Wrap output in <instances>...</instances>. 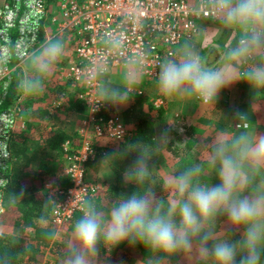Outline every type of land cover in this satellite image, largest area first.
<instances>
[{
  "label": "clouds",
  "instance_id": "obj_1",
  "mask_svg": "<svg viewBox=\"0 0 264 264\" xmlns=\"http://www.w3.org/2000/svg\"><path fill=\"white\" fill-rule=\"evenodd\" d=\"M204 2L225 27L239 30L240 40L227 50L226 66L219 68L205 66L192 45L162 59L154 82L157 93L167 99L215 105L224 89L240 82L253 91H264V0ZM122 45L123 38L114 42L116 47ZM45 48L49 63L41 67L43 74L61 58L64 42L56 38ZM249 60L254 62L248 64ZM7 62L8 57L0 54V71L6 70ZM43 87L40 79L21 80L17 85L22 94L32 95ZM115 151L102 157L103 166H111ZM208 163L216 169L218 182L201 181L199 164L188 167L166 185L175 193L167 204L153 203L135 192L106 210L87 200L73 221V243L61 264H98L101 249L110 253L125 243L154 255L192 256L198 264H264V134L250 125L230 142H216ZM146 170L138 156L132 174L142 178ZM221 217L225 223L218 226Z\"/></svg>",
  "mask_w": 264,
  "mask_h": 264
},
{
  "label": "built area",
  "instance_id": "obj_2",
  "mask_svg": "<svg viewBox=\"0 0 264 264\" xmlns=\"http://www.w3.org/2000/svg\"><path fill=\"white\" fill-rule=\"evenodd\" d=\"M50 15L60 18L58 25L56 17L50 18L59 35L67 33L74 38L72 56L60 66L59 75L71 89L83 88L79 100L87 108L76 131L77 147L69 142L62 146L69 189L63 191L52 183L44 186L52 206L50 223L60 229L98 194L85 175L86 164L94 159L92 140L123 143L132 133L110 102L96 96L99 76L110 68L133 65L145 80H156L161 60L172 56L180 43L195 33L198 21L215 19L217 12L204 0H2L0 54L6 55L8 62L3 66L6 70L0 71V216L12 171V137L26 126L19 114L22 98L16 103V97L9 100L10 89L14 74L24 73V66L48 42L40 43V39ZM122 38L123 45L114 46ZM161 105L160 100L154 102L156 108ZM60 106L59 101H53L50 113Z\"/></svg>",
  "mask_w": 264,
  "mask_h": 264
},
{
  "label": "rangeland",
  "instance_id": "obj_3",
  "mask_svg": "<svg viewBox=\"0 0 264 264\" xmlns=\"http://www.w3.org/2000/svg\"><path fill=\"white\" fill-rule=\"evenodd\" d=\"M1 4L2 1H0V5ZM51 17V15L49 16V18L47 17L46 21L44 22V29L47 32V36L46 32L45 34L43 33V40L41 41L40 39V43L44 40H48L49 42L50 40H55L56 38L62 39L64 42V50L62 56L55 63V65L50 68L47 74H43L41 72V67L44 64L49 63L45 48V45L48 42L44 44L34 54L30 62L24 66V74L26 76L25 81L35 79L42 80L44 82L43 91L33 96H35L36 98L46 99H49V97L51 96L52 102L59 101L61 105L62 102H64L62 105L63 109H65L64 111H66V107H68V111H66V113H61L62 115L59 114V111L61 110H59V107L58 109H56V112L52 114L56 115L58 113L57 116L51 118V115L49 113H45L44 116L39 115V120L42 122L43 120H54L55 124H60V126H62L64 129L69 130L71 129L72 124H79L80 126V123L86 117L87 108L86 104L81 101V104L84 107V110H82L84 113L82 112L81 114H79V116H77L76 114L78 113L75 110H73L74 112L69 111L70 107L73 108L72 106H70L72 98L75 97L76 99H79L80 94L83 92V88L80 87L71 89L70 83L68 81L64 83V79H62L59 75L60 66L68 57L72 56L74 38L71 36V34L67 33L59 35V29L57 25L60 22V18L58 17V15L53 16L57 18L56 27L55 25H52L50 23ZM196 27L197 28L195 33L189 39L183 40L180 45L175 49V53H177L184 45H192L199 52L202 62L205 64V66L210 68H219L221 66H226V52L231 46H233L236 42L240 40L241 33L239 32V30L235 28L225 27L217 18L211 20H200L197 22ZM253 62V60L247 61L248 64H251ZM131 67L135 68V66L133 65H128L127 67H116L115 69L110 68L105 73L100 75L99 88L98 92L96 93V96L110 102L113 111L120 116L122 121L125 119V110H128L132 106H135L136 108L139 107L141 114H143V109H145V111H148L147 105H149L152 101H163L164 103L162 102L161 107H163L164 109L163 113L167 111V114H161L160 117H165L167 119L162 121L164 123L161 122L164 128L158 126L157 130L155 131V135L157 136V138L164 136V139L167 142L164 147H166L168 150L179 153L183 152L184 144L188 140L196 141V145H200V156L204 168L211 173V177L208 181L209 183H217L218 180L216 169L209 165V156L216 142H229L230 139L226 138L229 137V134H231V132L221 129H214L212 128V125L213 123L219 122L223 125H228L229 123H231L230 121L236 122L240 116H244V118L238 120V128L244 129V123L247 122L245 121V118L246 116H250H245L243 113L240 114V116L237 115V113H235V116L233 115L234 117L231 116L227 102L228 98L230 97L229 92H234L232 87L226 88L221 92L215 105H203L195 99H183L184 103L188 106V108H186L185 110L177 106L176 102L179 98L167 99L160 96L154 88V83H149L154 82L155 80H146L147 82H143L140 77H144L136 71V68L134 70V73H131ZM129 74L132 78L129 76H125ZM58 87L64 88L65 92L62 95H59L61 96L59 99H52L55 92L59 90ZM150 87L151 89H149ZM152 90H154L155 93H152ZM138 92L141 93L138 94ZM256 93L257 97L258 94L259 96L262 94L261 91H253L251 89L249 95L253 96L256 95ZM24 95L26 96L29 94ZM236 95V92H234L232 96ZM121 101H126V103H122ZM40 103H33L36 105L32 104L33 106L31 105L30 108L33 110H43L45 104ZM193 104H197L200 107H196V105ZM261 107H263L264 109V103L261 105ZM153 108L155 110H159L155 106ZM49 110H51V105ZM28 112L29 110L25 112V114L27 115ZM22 113L23 108L21 107L19 114L23 118V120H25ZM152 114L153 113L150 112L143 115V117H153L150 116ZM192 117L194 118L195 125L185 127V122L188 124V121ZM225 122L226 124H224ZM128 127L132 132V135L130 137H133V128L129 125ZM166 131L168 133L167 135H165ZM92 141L93 143H99L103 146H107L108 148L112 145V143L115 142L107 138H103L100 140L93 139ZM170 156L171 154H169L168 152L167 156L160 157L155 162V166H153L152 169V176H157V178L160 180H155L152 184L154 185L155 190L162 194V196L165 198V202L167 203L175 198V193L171 190L170 187L166 186L171 185L174 177L173 174L176 170L175 163L169 162ZM182 157L187 158V156ZM147 165L148 164H146V168H150ZM109 174L110 168L105 167L101 164H97L95 168L89 166L86 167V179L88 182L98 188L97 195H99V192L105 190L107 188V185H109V182L106 181L107 178H105V175ZM224 223L225 220L223 217L219 218L217 221L218 226ZM9 225L10 224L6 225V227H8L6 229V233L8 235H20L24 238V242L34 244H30L32 249L39 250V253L35 255L36 259H38V264H61L63 260L62 257L65 256L64 254L66 252L65 247L69 249L70 245L73 243L70 234L71 232H69L65 225L58 229L52 224L47 225L46 223L36 224L33 227H29L23 224L19 228H13L12 230H9V227H11ZM218 235H224L223 231L219 232ZM134 252L135 250L129 248H124L117 252H111L110 254H106V252L103 251L101 253V257L98 261V264H111L112 257L113 262L116 264H141L137 260L133 259ZM185 257H187L189 260L195 261V263L190 264H198V262L192 256L189 257L184 254L181 256L176 255V258L175 256L166 259L156 258L155 261H153V264H187V259Z\"/></svg>",
  "mask_w": 264,
  "mask_h": 264
},
{
  "label": "trees",
  "instance_id": "obj_4",
  "mask_svg": "<svg viewBox=\"0 0 264 264\" xmlns=\"http://www.w3.org/2000/svg\"><path fill=\"white\" fill-rule=\"evenodd\" d=\"M25 77V74L20 71L14 74V83L10 89L9 100H13L16 97L14 100L16 103L18 99L22 98L19 105L23 108L22 115L25 120L27 118L31 119L34 115L31 112V105L42 102L40 104H45V106L41 112V116H44L45 113H49V108L52 103L51 96L48 100L46 98H36L32 94L26 96L22 94L18 90L17 85L21 80H25ZM58 89L52 99H59L61 97L59 95L65 92L64 88L58 87ZM261 93L259 105L264 102V91H261ZM70 103V106L73 108L70 107L69 111L74 112L73 110H75L78 113L76 115L79 116L83 112L82 110H84L81 101L74 97ZM62 105L59 108V110L61 109L59 111L60 115L68 111V107L64 111L65 109H63ZM147 109L148 111L143 109V114H141L140 108H136L135 106L125 110V119L123 121L133 128L134 135L133 137H129L130 139H127L124 143L114 142L109 148L99 143L93 144L94 159L88 162L86 167L95 168L97 164H101V159L105 154L111 156L113 155V150H116V158L111 166H108L110 168V174L105 175L109 185H107L105 190L99 192L97 197L88 199L95 201L101 210L110 208L121 197L133 192L144 194L153 203L162 202L167 204L165 198L160 192L155 190L152 184L155 180L160 181L157 176H152V169L155 166V162L161 156L167 155L168 152L171 154L169 162H174L176 165L173 176L180 174L188 167L199 164L202 173L200 176L201 181L209 183L208 180L211 177V173L204 168L200 156V145H196V141L194 140H188L184 144L182 153L168 150L164 147L165 144L162 145L155 137L154 121L156 116L158 115L160 117L163 112L160 110L153 117L146 118L143 115L155 110L151 103L147 105ZM28 110L29 112L26 115L25 112ZM33 111L37 113V109ZM48 122V120H44V124L39 132L34 131L35 143L32 145L27 142L31 130L28 128V123L24 129L16 132L12 137L10 145V153L13 157L12 171L10 176L8 175V184L4 191L5 211L0 218V264H38V259H36L35 255L39 253V250L32 249L30 244L33 243L24 242V238L20 235H8L6 233V229L8 228L6 225L10 224L9 226L11 227H9V230H12L13 228H19L23 224L33 227L40 223H50L52 206L47 200V192L44 186L52 183L63 191L68 190L70 187L69 180L63 172L65 166L62 159V146L65 142H69L73 148L77 147L76 131L79 124H72L69 130L64 129L59 124H57L59 127H51L47 130L46 123ZM244 125H247L245 127L246 130L249 129L247 122ZM261 131L264 134V126H262ZM235 137L236 135L234 133L232 139ZM138 156L142 157L145 163L148 164L147 166L150 167L146 170L142 178L136 177L131 172L132 162ZM182 156H187V158ZM21 191H23V196L20 195ZM79 214L80 212L75 213L65 224L69 232H71L74 219ZM124 248L135 250L133 259L141 264H149L150 261L153 264L156 258H169L163 255L149 253L142 246L129 247L127 243L120 245L111 252H117ZM65 251L66 254L68 251L66 247ZM101 251L105 250L101 249ZM181 255L183 254H178L177 256Z\"/></svg>",
  "mask_w": 264,
  "mask_h": 264
},
{
  "label": "crops",
  "instance_id": "obj_5",
  "mask_svg": "<svg viewBox=\"0 0 264 264\" xmlns=\"http://www.w3.org/2000/svg\"><path fill=\"white\" fill-rule=\"evenodd\" d=\"M226 64V63H225ZM116 67L112 68V69H115ZM131 73H134V70L135 68L131 67ZM125 74V72H124ZM125 76H129L131 77V75H125ZM140 77V76H139ZM132 78V77H131ZM141 80L144 82L146 81L144 78L140 77ZM25 81V80H24ZM147 82V81H146ZM155 82V81H154ZM154 82H149V83H154ZM155 88V87H154ZM151 89V87L149 88ZM148 89V90H149ZM232 89L234 92H236V96H232L234 94V92L230 91L229 94H230V97L228 98V102H227V105L229 106V112L231 113V116L234 117L235 116V113H239V114H244L245 116L246 115H250V116H246L245 118V121H247L249 127L251 125L252 129L256 132V133H259V134H263L261 129H262V126H264V109L263 107H261L262 104L259 105V100L261 99V95L259 96L258 94V97H257V93L256 95H249V92L251 91V89H249L243 82H240V83H237L235 85L232 86ZM152 93H155L154 90H152ZM232 93V95H231ZM49 100V99H48ZM155 100V99H153ZM156 101V100H155ZM154 101V102H155ZM48 102V101H47ZM154 102L152 101L151 104L152 106L154 105ZM163 102V101H162ZM164 103V102H163ZM187 103V102H186ZM177 106L179 108H183L186 110V108H188V106L184 103L183 99L182 98H179L176 102ZM33 105H36V104H33ZM32 105V106H33ZM193 105H196V107H200L198 106L197 104H193ZM154 107V106H153ZM176 107V106H175ZM258 107V109H257ZM157 109L159 110H154L152 113V115L150 116H154V114L156 112L159 113V111L161 110L162 112H164V109L163 107H157ZM41 111H38L37 110V113H35V111H33L31 109V112L34 113L33 117H31V119H26V125L27 123L29 124L28 125V128H30V134H29V138L27 140V142H31L29 143L30 145H32L33 143H35L34 141V137H35V134H34V131H37L39 132V130L42 128L43 124H44V120L43 122H41L39 120V115H41V112H42V109H40ZM176 110V109H175ZM241 112V113H240ZM49 114L51 115V118H53L54 116H57L56 115H52L50 113V110H49ZM163 114H167V111H165V113H162ZM234 115V116H233ZM240 116V115H239ZM244 118V116H240L239 119H242ZM167 118L165 117H158V115L156 116L155 118V121H154V126H155V131L157 130L158 126H161L164 128V126L161 124L162 121L166 120ZM239 119H237V121H230L231 123H229L228 125H223L221 124L220 122L219 123H213L212 125V128L214 129H221V130H225V131H230L231 134H229V137H227L226 139H230L229 142L232 140V137L235 133V135L237 136L238 134H240L241 132L245 131L246 129H239L238 128V125H239ZM164 123V122H162ZM194 118H190V120L188 121V124L185 122V127H188V126H193L195 125L194 124ZM47 124V130H49L51 127H59L57 124H55L54 120L53 121H49ZM226 124V122L224 123ZM237 126H235V125ZM60 125V124H59ZM157 125V126H156ZM233 125V126H231ZM248 127V128H249ZM64 130V129H63ZM233 132V133H232ZM34 135V137H33ZM156 137V140L159 141L160 143L163 144H166V140L164 139V136H161L160 138H157V136L155 135ZM168 155V154H167ZM166 154L164 155L167 156ZM162 157V156H161ZM214 174V173H213ZM216 175V174H215ZM47 225H49L48 222H46ZM71 234V233H70ZM72 239V238H71ZM119 251V250H118ZM103 251H101L102 253ZM115 257V256H114ZM132 257V256H131ZM190 257V256H189ZM187 259V264H190V263H195L194 260H189L187 257H185ZM193 261V262H192ZM111 264H116L113 262V257H112V262Z\"/></svg>",
  "mask_w": 264,
  "mask_h": 264
}]
</instances>
